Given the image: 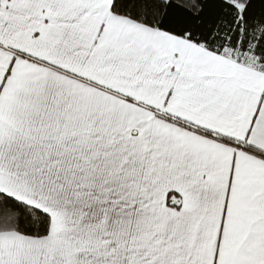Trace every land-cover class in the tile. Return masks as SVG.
<instances>
[{
  "label": "snow or ice",
  "instance_id": "snow-or-ice-1",
  "mask_svg": "<svg viewBox=\"0 0 264 264\" xmlns=\"http://www.w3.org/2000/svg\"><path fill=\"white\" fill-rule=\"evenodd\" d=\"M0 264H264V0H0Z\"/></svg>",
  "mask_w": 264,
  "mask_h": 264
}]
</instances>
